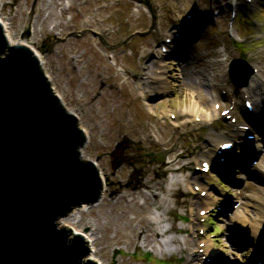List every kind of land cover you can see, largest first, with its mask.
<instances>
[{"label":"rangeland","instance_id":"rangeland-1","mask_svg":"<svg viewBox=\"0 0 264 264\" xmlns=\"http://www.w3.org/2000/svg\"><path fill=\"white\" fill-rule=\"evenodd\" d=\"M210 4L223 5L224 11L191 50L194 57L188 60L199 70L183 72L173 46L161 47L165 70L160 75L156 52L173 25ZM0 11L11 26V41L40 53L54 89L87 132L85 155L106 178L98 202L73 210L78 225L88 221L96 227L95 253L102 264H239L246 243L233 238L230 218L246 206L248 194L264 187L244 180L232 188L224 171L202 173L199 162L211 161L208 156L224 139L219 134L230 136L238 122L246 123L243 99L251 100L256 118L263 116L264 75L262 83L254 76L248 86L234 89L226 66L243 52L257 73H264V0H0ZM160 79L165 92L158 89ZM253 87L254 95L244 93ZM196 100L214 109L213 120L183 111ZM223 108L229 117L221 115ZM238 146L227 152L232 159L240 157ZM238 166H232L236 180L242 174ZM171 188L175 193L169 196ZM246 208V217L255 215L253 207ZM159 213L163 219L157 224ZM138 218H145L151 237L156 229H169L155 237L157 242L143 244L129 232ZM121 230L125 238L119 237ZM171 237L187 239L190 249H175L177 241L164 246L163 239Z\"/></svg>","mask_w":264,"mask_h":264},{"label":"water","instance_id":"water-1","mask_svg":"<svg viewBox=\"0 0 264 264\" xmlns=\"http://www.w3.org/2000/svg\"><path fill=\"white\" fill-rule=\"evenodd\" d=\"M39 64L0 23V264H98L85 258L83 235L55 222L98 201L103 183L81 156L87 136L78 117Z\"/></svg>","mask_w":264,"mask_h":264},{"label":"bare ground","instance_id":"bare-ground-1","mask_svg":"<svg viewBox=\"0 0 264 264\" xmlns=\"http://www.w3.org/2000/svg\"><path fill=\"white\" fill-rule=\"evenodd\" d=\"M251 1H252V3H254V2H257L258 0H251ZM1 3L4 4L3 2H1ZM60 11L62 12V9ZM4 20H5V16H3L2 15V12L0 11V23H2L3 32H4V35L7 37V41H9V43L11 45H13V44H22L23 45L24 43H22L19 40L18 41L17 40L16 41H11V39H12L11 31H10L11 26L7 25V22H5ZM57 23H58V21L56 22V24ZM187 33L188 32H186L185 34H187ZM176 38H177L176 36H173L172 38H170L171 39L170 43H172L173 41H175ZM182 38H184V37H182ZM161 45L167 47L170 44L168 45L166 43L165 44L162 43ZM26 46L31 49V51L34 53V55L36 56V58H38V61L40 62V60H42V57H40L41 56L40 53H37L38 50L36 51L34 48H31L29 45H26ZM160 49H161V46L158 48L159 51L156 52V55H157L156 65H157V70H160V73L159 74L160 75H163V71L165 70V66L163 64V56H164V54L162 53V50H160ZM187 58H188V56L185 59H187ZM185 63L183 64L184 65V67H183V70L184 71L183 72H185V73H193L192 68L193 69H196V70H199V68L197 69L193 64H190L189 65L188 60ZM197 66H199V65H197ZM39 67L41 68V72L43 73L45 79H47V81H48V85L50 87V91H52V94H57L56 90L54 89V85H52V81L50 79V76H48V73H47L46 69H44V67H43V62H40ZM196 72H198V71H196ZM207 81H208V78L206 76H203V78H202L203 84L204 83L205 84H208ZM159 83H160V86L158 87L159 91L160 92L161 91L162 92H165L167 90L166 84H163V81L161 79H160ZM254 89H255V87H254ZM245 92L247 94L250 93V94L254 95L255 92H256V89H255V92H254V90L252 88H249V90L248 91L246 90ZM259 93L260 94H263L264 92H259ZM58 98H59V100L62 103L63 102V99L61 98V96L59 94H58ZM64 106L65 105H63V107ZM65 108L68 109V110H70L71 113H75V109L74 108H70V107L69 108L68 107H65ZM183 111L189 112L191 115H193V117H196L197 118V116H198L200 119L204 120L207 123H208V121L213 120V117L215 116V112H214V110L212 108L211 109L210 108H203L202 106L199 105V103L197 102V100L194 101L191 104L190 107L184 108ZM262 118L263 117H261L260 120H262ZM250 119H253L254 120V122L256 124V125H254L255 128H256V126L258 124L261 125V121L258 118H257L258 120H256V116L255 115H251ZM254 126L252 125L251 127L254 128ZM232 131H233L232 132V135H231L232 137L229 138V139H231L233 141H236V139L239 140L240 137H241V134L243 132L241 130H239L236 126L233 128ZM259 133L262 135V132L261 131ZM219 135L222 136V137H224V136L226 137V135H223V134H219ZM259 138H261V137L259 136ZM226 139H228V138H226ZM223 140L224 139H222L221 141H223ZM258 143H259L258 146L260 147V145L262 144L261 139H259V142ZM219 144L217 145V148L219 147ZM233 146L234 145L232 143L231 144V147H233ZM81 151H82L81 152V156L84 159H87V160H89V159L91 160L92 159L91 157H88V156L85 155L83 149H81ZM219 154H220L219 152H217V151L214 150L209 155L210 160L215 161L218 158V156H220ZM259 165H260L261 168H264V163L263 164L261 163ZM168 190H169V193H168L169 196H171V194H174L175 193V191H173L172 188L171 189H168ZM261 197L262 196H260L259 192H254V193L248 194L247 195V198L248 199H246V202H248L247 204L250 207H253L252 209L254 210V212L257 213V216L255 214V215H252L249 218H248V216L246 217L245 212L247 211L248 208H246L247 204L245 203L246 206L245 205H241L240 209H237L236 212L233 213L234 215L232 216V218H230V222L232 224L231 229L233 230V232L235 233V235L239 238V240H238L239 243L250 242L252 237L254 239V236H253L254 235V232H256V230L259 229V226H263L264 227V203L260 200ZM204 203L207 204V199L204 201ZM84 204H81L79 207H84ZM207 206H205V207H207ZM75 208H77V207H74L73 209H71L68 214H65V216L62 215L61 217H59L55 222H59L60 224L62 223L65 227H68L69 230L70 231H73L74 233H77V232L80 233V234L82 233V235H84V239L86 241V244H87V246H89V249H90L88 255H86L85 258H92L93 260H96L99 264H102V262L99 260V258L96 257V253H95V252L98 251L97 248H95V246H94L95 245L94 241L97 239L94 236V230H96V227L95 226L92 227L93 224L92 223L91 224L88 223V221L82 223L81 225H78V221L79 220H78L77 216L74 215V211H73ZM160 219H163L162 218V214H160V213H159V215L158 214H154V221L153 222H155V223L158 224ZM238 220L242 221L243 224L240 223ZM244 221L246 222V225L249 223L248 224V227H246ZM233 225H234V227H233ZM238 225H241L242 226V229H244V230H242L241 232H238V229H239L238 228ZM87 226H88V229L89 230H91V229H93V230L91 232H88V229L87 230L84 229ZM168 229H169L168 227L156 229L155 230V237L156 236H161V234L165 233ZM129 230H130L129 232L133 234L132 238L135 239V240H137L138 238H142L141 243H143V244L147 243L148 241L157 242V240L155 241V237L154 236L151 237L152 232L151 233H146L147 231H150V228H148V224H146L145 218L144 219L143 218H138L136 220L135 225L130 226V229ZM83 232H85V233L83 234ZM242 234L245 235L244 238L241 236ZM261 234L264 235L263 232H261ZM119 237L120 238H125V234H124L123 230H121L119 232ZM147 237H151V238L148 239ZM163 241H164L163 242L164 243V246H167V243H171V241H177V243L179 244V247L177 246L175 248L177 250H179V249L180 250L190 249V248H188L189 247V242H188L187 239L186 240H182V239L180 240V239H177V238L175 239L174 237H171V238L163 239ZM258 243L259 242H255L254 244L253 243H250V244L255 247V253L254 254L258 253L259 255H261V253L264 251V244L258 246ZM242 249H245L246 250L245 247H242ZM212 251H213L212 249L207 248L206 249V254L211 257L212 254H213ZM196 255L197 254H195L194 256H196ZM259 255L256 254L254 256L257 257ZM83 260L85 261L84 258H83ZM188 262H189V260H187V263L186 264H190Z\"/></svg>","mask_w":264,"mask_h":264},{"label":"snow or ice","instance_id":"snow-or-ice-1","mask_svg":"<svg viewBox=\"0 0 264 264\" xmlns=\"http://www.w3.org/2000/svg\"><path fill=\"white\" fill-rule=\"evenodd\" d=\"M224 147H228V145H224ZM207 167V166H206Z\"/></svg>","mask_w":264,"mask_h":264}]
</instances>
